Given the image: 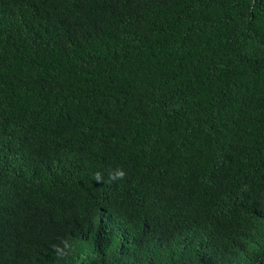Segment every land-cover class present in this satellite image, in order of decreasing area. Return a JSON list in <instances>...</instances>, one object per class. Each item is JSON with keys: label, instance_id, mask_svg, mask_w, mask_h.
I'll return each instance as SVG.
<instances>
[{"label": "trees", "instance_id": "1", "mask_svg": "<svg viewBox=\"0 0 264 264\" xmlns=\"http://www.w3.org/2000/svg\"><path fill=\"white\" fill-rule=\"evenodd\" d=\"M0 264H264V0H0Z\"/></svg>", "mask_w": 264, "mask_h": 264}, {"label": "clouds", "instance_id": "2", "mask_svg": "<svg viewBox=\"0 0 264 264\" xmlns=\"http://www.w3.org/2000/svg\"><path fill=\"white\" fill-rule=\"evenodd\" d=\"M117 176H123L122 172H117Z\"/></svg>", "mask_w": 264, "mask_h": 264}]
</instances>
